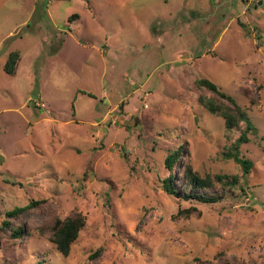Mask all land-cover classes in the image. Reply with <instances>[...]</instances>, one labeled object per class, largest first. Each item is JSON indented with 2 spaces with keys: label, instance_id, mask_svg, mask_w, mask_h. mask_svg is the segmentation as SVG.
Listing matches in <instances>:
<instances>
[{
  "label": "rangeland",
  "instance_id": "obj_1",
  "mask_svg": "<svg viewBox=\"0 0 264 264\" xmlns=\"http://www.w3.org/2000/svg\"><path fill=\"white\" fill-rule=\"evenodd\" d=\"M202 77L248 108L249 173L222 155L236 132L198 102ZM180 147L177 178L189 163L240 186L168 194ZM31 199L0 264H264V0H0V223ZM73 211L86 222L63 256L46 229Z\"/></svg>",
  "mask_w": 264,
  "mask_h": 264
},
{
  "label": "trees",
  "instance_id": "obj_2",
  "mask_svg": "<svg viewBox=\"0 0 264 264\" xmlns=\"http://www.w3.org/2000/svg\"><path fill=\"white\" fill-rule=\"evenodd\" d=\"M76 13L71 14L76 16ZM20 59L19 50H12L8 53L3 69L6 73L14 75L17 64ZM197 86L210 92V94L201 93L198 96V102L208 112L219 115L224 120V126L227 131L236 132V136L232 139L228 147L222 152L227 159H232L237 163L242 173H249L253 167V162L248 157L242 155L241 147L248 143L251 139L250 135L257 134V129L249 119L247 107L241 106L236 99L221 90L215 83L207 78H199L196 80ZM254 101L251 99L250 103ZM181 148L168 154L165 159V165L169 174L162 180V188L170 195L184 200H195L199 203H214L220 201L227 191L240 186L241 176L238 174L215 173L213 175L206 174L202 176L198 171L186 163L182 168L180 178L173 173L175 162L181 155ZM86 174H83L85 179ZM45 202V199H31L23 206H15L5 212L6 218L0 223V231L10 227V218L16 217L26 209ZM197 212L195 207H189L181 210L183 214ZM86 217L79 211H73L64 218L56 217L55 220L47 226L49 232L48 239L52 242L56 250L63 256H67L70 252L72 243L76 240L79 232L84 227ZM11 236L18 237L24 232V228H11ZM96 253V252H95ZM218 264H250L241 261H224Z\"/></svg>",
  "mask_w": 264,
  "mask_h": 264
}]
</instances>
